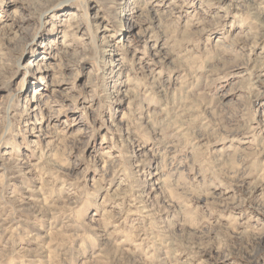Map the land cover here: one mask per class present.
<instances>
[{"label":"rangeland","instance_id":"obj_1","mask_svg":"<svg viewBox=\"0 0 264 264\" xmlns=\"http://www.w3.org/2000/svg\"><path fill=\"white\" fill-rule=\"evenodd\" d=\"M0 264H264V0H0Z\"/></svg>","mask_w":264,"mask_h":264}]
</instances>
